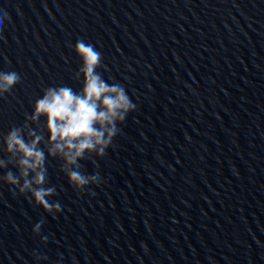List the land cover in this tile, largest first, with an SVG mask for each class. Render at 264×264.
I'll return each mask as SVG.
<instances>
[{"label": "water", "instance_id": "obj_1", "mask_svg": "<svg viewBox=\"0 0 264 264\" xmlns=\"http://www.w3.org/2000/svg\"><path fill=\"white\" fill-rule=\"evenodd\" d=\"M0 9L10 16L0 71L21 77L0 97V133L23 124L44 88L79 90L78 39L136 105L107 155L81 161L104 178L91 191L78 194L50 160L55 218L0 182V264H37L33 251L38 264H264V0H0Z\"/></svg>", "mask_w": 264, "mask_h": 264}, {"label": "clouds", "instance_id": "obj_2", "mask_svg": "<svg viewBox=\"0 0 264 264\" xmlns=\"http://www.w3.org/2000/svg\"><path fill=\"white\" fill-rule=\"evenodd\" d=\"M5 20H10V16L0 9V31ZM71 47L80 59L72 77L80 81L79 90L66 84L44 88L32 104L31 113L25 112L23 124L13 125L6 134L0 133V153L4 154L0 157V170H7L0 175V182L54 218L62 206L49 199L56 194L54 186H46L50 160L61 161L59 171L78 194L91 191L89 186H98L104 178L98 171H82L81 161L107 155L122 131L119 125L136 108L121 83H109L97 71L104 66L103 55L93 44L78 39ZM20 80L15 71H0V97L10 93ZM42 223L43 220L35 223L33 235H40ZM46 241L47 237L41 236L40 243ZM32 256L37 264L42 258L36 251Z\"/></svg>", "mask_w": 264, "mask_h": 264}]
</instances>
